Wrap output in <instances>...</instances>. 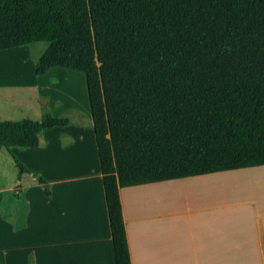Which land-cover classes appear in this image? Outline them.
<instances>
[{
	"label": "trees",
	"instance_id": "trees-1",
	"mask_svg": "<svg viewBox=\"0 0 264 264\" xmlns=\"http://www.w3.org/2000/svg\"><path fill=\"white\" fill-rule=\"evenodd\" d=\"M37 42L36 75L84 74L114 264L119 188L264 165V0H0V51ZM68 124L0 120V147Z\"/></svg>",
	"mask_w": 264,
	"mask_h": 264
},
{
	"label": "crops",
	"instance_id": "crops-1",
	"mask_svg": "<svg viewBox=\"0 0 264 264\" xmlns=\"http://www.w3.org/2000/svg\"><path fill=\"white\" fill-rule=\"evenodd\" d=\"M88 118L43 130L35 148L0 147V264H114ZM31 174L33 196L23 193ZM118 195L131 264H264V165L121 187Z\"/></svg>",
	"mask_w": 264,
	"mask_h": 264
},
{
	"label": "rangeland",
	"instance_id": "rangeland-1",
	"mask_svg": "<svg viewBox=\"0 0 264 264\" xmlns=\"http://www.w3.org/2000/svg\"><path fill=\"white\" fill-rule=\"evenodd\" d=\"M46 45L37 42L0 51V98L9 100L6 107L0 105V120L39 121L49 113L68 118L73 126L87 124L90 112L83 73L58 67L43 75L34 73L35 63ZM31 84L33 90L29 89ZM23 99L29 100V110L24 109ZM32 176L23 193L33 196Z\"/></svg>",
	"mask_w": 264,
	"mask_h": 264
}]
</instances>
